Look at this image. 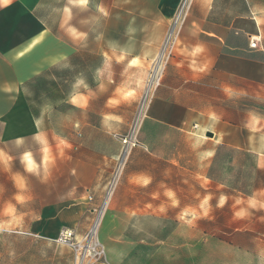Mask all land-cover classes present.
<instances>
[{
  "label": "rangeland",
  "instance_id": "rangeland-1",
  "mask_svg": "<svg viewBox=\"0 0 264 264\" xmlns=\"http://www.w3.org/2000/svg\"><path fill=\"white\" fill-rule=\"evenodd\" d=\"M194 3L195 0L188 15ZM232 3L235 13L247 10L264 18V0ZM78 11L82 17L84 10ZM159 58L154 62L140 61L142 67H132L127 74L124 69L131 60L111 62L113 82L106 85L105 94L112 96L134 73L144 72L147 78L134 102L112 108L113 115L120 118L113 121L115 132L96 135L87 126L79 127L76 141L67 152L80 163L77 183L71 182L68 168L58 162L65 156L55 149L53 134L49 137L51 144L46 145L48 160L44 159L45 145L32 137L0 145L12 158L9 170L0 168V206L6 201L16 204V174L26 179L31 196L26 204H16L19 221L12 230H0V264H264V209H249V216L235 218L234 211L246 205L233 208L236 199L246 201L253 194L264 192V167L256 153L226 142L238 137L263 147L261 134H219L225 129L214 118L205 119L200 130H180L149 122L146 117L138 135L140 145L131 152L121 181L106 203V186L122 148L119 138L128 134L135 116L142 109L146 111L154 93L163 85L166 62L160 65L158 75L154 73ZM77 65L72 71L52 72L51 79L41 81L34 105H42L43 99L54 91L69 94L71 88L62 85V80L74 83L76 78L84 79L89 88L96 89L101 82L108 84V70L99 80L96 78L102 70L101 57L81 56ZM52 77L61 85L56 86ZM157 77L161 82L155 88ZM208 106H222L228 122L246 124L255 114L261 118L256 129L264 132V102L260 97H229L222 104ZM79 118L82 123L87 122L81 114ZM62 121L51 116L47 129L53 131L68 124ZM205 129L213 137L204 133ZM102 150L107 156L103 160L96 156ZM209 152L211 156L206 155ZM26 153L31 154L36 165L35 173L25 170L22 157ZM100 161L106 167L97 182L94 172ZM139 176L150 177L151 182L146 187L132 183V178ZM169 190L173 192L171 198L165 195ZM207 195L211 196V211L205 217L200 204ZM222 195L227 201L217 207ZM103 207L106 209L98 230L93 231ZM9 219L0 216V224Z\"/></svg>",
  "mask_w": 264,
  "mask_h": 264
},
{
  "label": "crops",
  "instance_id": "crops-1",
  "mask_svg": "<svg viewBox=\"0 0 264 264\" xmlns=\"http://www.w3.org/2000/svg\"><path fill=\"white\" fill-rule=\"evenodd\" d=\"M232 1L195 0L176 37L163 85L148 105L147 121L180 130H200L205 119L214 118L225 129L219 134L264 136L260 130H251L250 122L225 121L222 106H208L243 95L260 97L264 102V18L247 10L233 12ZM180 2L89 0L80 17V7L73 6L69 0H0V145L16 138L42 136L46 146L51 144L49 137L53 134L55 149L65 156L58 162L68 168L71 182L77 183L80 163L72 155L68 156V148L76 141L80 126H87L96 135L116 131L113 121H109L110 127L103 123L104 114H113L112 108L107 107L111 96L100 91L99 86L89 88V82L83 79L88 89L81 87L79 92L87 95L90 90L94 95L86 108L76 107L68 98L78 78L74 83L66 79L62 80V85L70 86L69 94L62 92L52 98L45 97L42 105L36 107L34 102L40 93L38 83L51 79L53 71L76 69L79 58L85 55L101 57L102 69H105V54L112 57L113 51L116 56L126 52L125 60L138 58L154 62L162 52ZM98 5L106 14L98 10ZM66 7L71 13L67 23L63 17ZM69 28L74 29L76 35L69 33ZM254 38L259 40L257 48L250 46ZM197 46L202 47L203 52L195 57L187 55ZM193 60L197 65H207L206 70L194 72L189 67ZM112 61L117 62L114 58ZM225 88L235 94L229 96ZM96 106L100 108L97 111ZM80 114L86 123L80 121ZM51 116L68 124L49 131ZM208 132L205 129L204 133ZM226 142L252 151L264 160V146H255L238 137ZM96 156L101 160L107 157L103 150ZM105 167L103 161L95 165L97 182L101 181Z\"/></svg>",
  "mask_w": 264,
  "mask_h": 264
},
{
  "label": "clouds",
  "instance_id": "clouds-1",
  "mask_svg": "<svg viewBox=\"0 0 264 264\" xmlns=\"http://www.w3.org/2000/svg\"><path fill=\"white\" fill-rule=\"evenodd\" d=\"M69 2L76 7L80 8H86L89 5V0H69ZM98 10L100 12H105V9L102 6H97ZM63 17H64V22L67 23L68 20L71 18V13L69 8H64L63 9ZM69 33L72 35H76L75 30L72 28L68 29ZM83 38V37H81ZM203 52V48L200 46L195 47L192 52L187 53V55L195 57L196 55L200 54ZM127 53L122 52L121 55L116 56L115 51H113V56L108 57L107 54H105V69L108 70V76H107V82L108 84H111L113 82L112 80V72H111V60L114 58L118 63L123 62L126 59ZM179 66V65H178ZM132 67H142L141 62L138 58H133L126 66L124 69V74H127L129 69ZM189 67L194 71V72H204L207 68V65H197L195 60L191 61ZM105 69L99 70L97 72V80L100 79V77L103 75V72ZM147 76L146 73L140 72L138 75L133 74L128 77V79L123 82L120 86H118L115 90L113 95L108 99L107 101V107L109 108H116L121 104H131L138 98V90L142 89L144 87V83L146 80ZM83 87L86 90L88 89L87 84L83 79H78L76 81V84L74 85V91L73 93L69 96L68 102L73 104L76 107L79 108H86L88 106L89 100L92 98L94 95L91 93L90 90H88V94H82L79 92V89ZM99 89L100 91L106 90V84L101 82L99 84ZM225 92L229 95L232 96L235 93L232 92L230 88H225ZM120 118L113 115V114H104L103 116V123L106 126H109V121H117ZM261 118L255 114L251 115V121L248 125V127L255 131L256 129V124ZM37 139L43 144L44 139L42 136H38ZM19 143V140H18ZM43 151L45 153V160L49 159V156L47 154V147L45 146L43 148ZM206 155L211 156L212 153L209 152ZM11 156L5 152L3 149H0V168L3 170L7 171L10 169L11 165ZM22 161L25 163V170L28 172L35 173L36 172V165L31 159V154L26 153L22 157ZM260 166L264 167V160H261ZM14 184L17 188V193L14 195L13 199L16 201V204L24 205L26 204L30 199L31 196L28 195V186L26 179L22 177L19 174L14 175L13 177ZM151 182V178L147 176H139V177H133L132 178V183L137 184L142 187H146L149 183ZM166 196L172 197L173 192L172 191H167L165 193ZM260 197H264V192L261 193H255L252 196L248 197L246 201L242 199H236L235 204L233 205V208H236V206L245 204L246 207H240L238 210L234 211V217L235 218H245L250 215L249 209H264V199H261ZM211 199L210 195H207L204 197L202 203L200 204V208L203 209V216H208L209 212L211 211V206L209 204V201ZM227 201V197L221 196L217 207H223ZM175 203V201H173ZM16 204L12 203L11 201H6L2 206H0V216L2 217H8L10 218L8 222L0 224V230L2 231H11L12 230V225L14 223H17L19 221V215H18V209L16 207ZM161 211H163V208H161ZM193 219H196V214H193ZM191 223V221H189Z\"/></svg>",
  "mask_w": 264,
  "mask_h": 264
},
{
  "label": "built area",
  "instance_id": "built-area-1",
  "mask_svg": "<svg viewBox=\"0 0 264 264\" xmlns=\"http://www.w3.org/2000/svg\"><path fill=\"white\" fill-rule=\"evenodd\" d=\"M193 1L194 0H181L173 22V26L170 32L168 33L162 47V52L160 54V58L158 61L160 65H163L164 62H166L165 64H167L168 63L167 61H169L170 58L172 57L174 47L176 44V37L179 34L181 26L184 24V21L186 20L188 12L192 7ZM258 42L259 40L254 38L250 42L251 48H257ZM160 82H161L160 78L157 77L156 80L154 81L155 88H157L160 85ZM147 109L146 111H144V109L140 110V112L133 119L128 134L125 136H121L119 138L122 143V148H121V152L116 158L114 169L111 173L110 179L108 180L106 186V193H105L106 203H108L111 200L117 189V186L119 185V182L121 181L124 169L127 165L131 152L133 151L134 148L140 145V142L138 140V135L141 126L143 124L144 118L147 117ZM89 199L92 200V197L90 196Z\"/></svg>",
  "mask_w": 264,
  "mask_h": 264
},
{
  "label": "bare ground",
  "instance_id": "bare-ground-1",
  "mask_svg": "<svg viewBox=\"0 0 264 264\" xmlns=\"http://www.w3.org/2000/svg\"><path fill=\"white\" fill-rule=\"evenodd\" d=\"M161 71V66H160V63L157 64L156 68H155V76L158 75ZM106 209V207H103L101 212L99 213V216H98V219L93 227V231H97L98 230V227H99V224H100V221H101V218L103 217V211ZM96 233V232H95Z\"/></svg>",
  "mask_w": 264,
  "mask_h": 264
},
{
  "label": "trees",
  "instance_id": "trees-1",
  "mask_svg": "<svg viewBox=\"0 0 264 264\" xmlns=\"http://www.w3.org/2000/svg\"><path fill=\"white\" fill-rule=\"evenodd\" d=\"M53 72H55V71H53ZM41 82V81H40ZM39 84V83H38ZM56 86H58L57 84H55ZM60 86V85H59ZM66 86H68L67 84H66ZM39 87V86H38ZM63 92V91H62ZM62 92L60 93V92H57V91H54V92H52L53 94H51V96H49V97H47V98H52L53 96H58V95H61L62 94ZM56 93V94H55ZM58 93V94H57Z\"/></svg>",
  "mask_w": 264,
  "mask_h": 264
},
{
  "label": "water",
  "instance_id": "water-1",
  "mask_svg": "<svg viewBox=\"0 0 264 264\" xmlns=\"http://www.w3.org/2000/svg\"><path fill=\"white\" fill-rule=\"evenodd\" d=\"M209 137H213V133L212 132H208V134H207Z\"/></svg>",
  "mask_w": 264,
  "mask_h": 264
}]
</instances>
